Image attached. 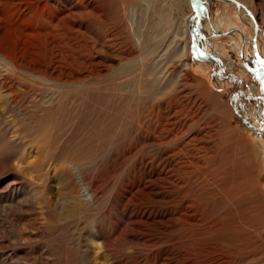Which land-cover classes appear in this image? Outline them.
<instances>
[{
	"label": "rangeland",
	"instance_id": "374dc122",
	"mask_svg": "<svg viewBox=\"0 0 264 264\" xmlns=\"http://www.w3.org/2000/svg\"><path fill=\"white\" fill-rule=\"evenodd\" d=\"M26 1L6 10L17 41ZM189 1L75 0L100 10L78 8L53 55L27 56L53 73L18 70L31 91L0 97V264H264V0ZM140 158L171 198H142ZM154 204L174 209L167 225L131 219Z\"/></svg>",
	"mask_w": 264,
	"mask_h": 264
},
{
	"label": "bare ground",
	"instance_id": "6f19581e",
	"mask_svg": "<svg viewBox=\"0 0 264 264\" xmlns=\"http://www.w3.org/2000/svg\"><path fill=\"white\" fill-rule=\"evenodd\" d=\"M11 1H13V0H0V61H1V64L3 63V65L6 66V68H7V69L4 68L3 70L0 71V97L3 100H5V102H4L5 104L14 103L17 100V98H19L21 95H25V94L28 95L27 93L30 92L32 89L31 88L32 85H30V84L24 83V85H23V82H21V81H23V79L21 81L19 80L22 84L21 87L16 86V84H15L16 81H14V77H16V75L18 74L17 73L18 70L23 71L25 73L29 72L30 74H35V75L38 74L39 76L41 74L52 76L53 72L50 71V67H49L50 63L49 64L45 63V65H43L41 63V61H39V62L34 61L33 58L28 60L27 56L36 55L38 52L43 54L44 51L46 54L53 55L54 50L56 49L55 47L58 43V40L62 34L61 33L62 28H66L69 32L74 31L73 26L75 25L76 17L79 16V13H76L75 10H77L78 8L85 9L86 7H89L92 9L91 12L100 10L99 6H95V5H91V4L84 6V5L79 4L78 2H75V0H68V1H64V0H36V1L27 0L26 1V7H25L26 19L24 22L29 23V25L31 26V32L27 33V35L25 36V39H23L22 41H17V40H14V32L16 31V25H15L14 21H12L11 18H9V15L6 11L7 8L11 5ZM14 1L18 2L20 0H14ZM149 1H155V0H149ZM170 1H172L173 3H178L179 1H182V0H170ZM184 1H186L188 3L189 7L192 6L189 0H184ZM245 3H246V1H245ZM61 4H63L64 6L62 7ZM252 8L255 9L256 11L258 10L254 4H252ZM59 11H60V14L58 13ZM177 11H178V9H177ZM61 15H64V16L61 17ZM180 22H182V21H180ZM181 27H183V26H181ZM157 29H158L157 24H155V25L152 24V26L147 31L146 30L143 31V29H140L138 31V33L136 34L137 37L139 38L137 47L140 46V48L142 50H146V49L148 50V48L152 45L151 44L152 33L155 32L156 34H159L158 33L159 30H157ZM178 33L173 36L172 34H174V32H172V34H171L172 38H173L172 42H174V41L176 42L175 50H177V52H180V58L178 57L179 58L178 65H179V67H181V71H183L184 73L187 74L189 68H188V65L185 63V56L187 55V48H186V43H185V30H184V28H183V32H181L180 35H178ZM171 35L169 34L165 38L166 40L164 42H162V44L159 45L157 49H155L158 52V56H161V53H159V52H163L164 55L167 54V52L170 48V44H168V45H166V44H167V41H169V39L171 38ZM256 44H257V41H256ZM172 45H173V43H172ZM95 52H97V51H95ZM130 52L131 53L134 52L133 47L130 48L129 53ZM164 55L162 54L163 57H164ZM10 56L14 57V59H10L9 58ZM90 57L93 58V55ZM57 60H55V61H57ZM87 60H89V59H87ZM176 60H178V59H176ZM85 65H87V64H85ZM173 65H175V64H173ZM10 73L14 74V76L13 75L10 76L11 75ZM20 73H22V72H20ZM67 76H69L70 78H75L74 74H68ZM25 77H26V75H25ZM41 77L42 76H40V78ZM36 90H38L37 87H36ZM31 94H33V93H31ZM21 97L23 98V96H21ZM36 99L37 100L35 103H41V104H39L40 106H42L46 101L45 97L43 98L40 95L36 96ZM19 100H17V101H19ZM144 140H146V138H144ZM153 140H154V138H153ZM159 151H160L159 152L160 156L164 160L167 159L166 162L169 163L168 156L164 157V155H165L163 153L164 151L162 149ZM157 166L158 165H155L154 163L145 162L144 158H140L139 163L135 166L137 168L138 172L142 175V176H140L141 179H139V183L144 184V186L139 190L142 193V198L144 197L145 199L148 198V200H150V199L152 201L154 200L155 203L158 202V200H162L165 198L167 200V199L171 198V195L168 196V195H166V193L161 191L162 185L155 182V179H154L155 176H160L159 174H161V172L158 169L156 170ZM154 173H156L157 175L153 176ZM146 184H148V185H146ZM92 196L95 199H98L99 193H97V191H95ZM133 201H135V200H133ZM183 201H181V202H183ZM154 202H152V203H154ZM129 204H130V202H129ZM182 204L183 203H180L179 205H182ZM135 205H137V204H135ZM167 206H169V205H167ZM149 208H150V210L149 211L147 210L148 211L147 213L146 212H136L137 210H134L136 213H135V216H131V219H133V217H135L137 219L141 218L140 219V220H142L141 222H143V219L144 220L146 219V220H153L154 224L161 223V224L167 225L166 219L175 214V212L173 211L174 209H169L168 207L163 208L160 206H156L154 204V205L150 206ZM108 212H109V214L111 213L110 210H108ZM131 215H133V214H131ZM156 219H161V220L158 222H155ZM138 222H140V221H138ZM149 223H150V221H149ZM131 224H136V222H132ZM166 225H164V226H166ZM103 231H104V236H105L106 240L111 241L112 234H110L109 231L106 232L105 228L103 229ZM115 233H117V232H115ZM121 234H122V232L119 233V235H121ZM167 254L168 253L160 252L159 254L156 255L155 259H157L158 257H161L163 259V263H166V262L170 261V259H171L169 257V255L166 256ZM170 254L172 255L173 253L170 252ZM164 256H166V257H164Z\"/></svg>",
	"mask_w": 264,
	"mask_h": 264
},
{
	"label": "water",
	"instance_id": "95a60500",
	"mask_svg": "<svg viewBox=\"0 0 264 264\" xmlns=\"http://www.w3.org/2000/svg\"><path fill=\"white\" fill-rule=\"evenodd\" d=\"M231 1L234 2L235 4H237L238 6H242V4L240 2H238L237 0H231ZM257 32H258V27L256 26L255 27L254 37H253V40H252L253 52H254L256 58L259 60V62H261L262 64H264V57L261 56L259 54V52L257 51V44H256V41H257Z\"/></svg>",
	"mask_w": 264,
	"mask_h": 264
}]
</instances>
